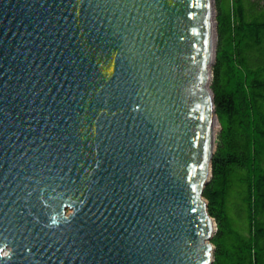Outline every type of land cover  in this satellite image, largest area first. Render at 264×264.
Masks as SVG:
<instances>
[{
  "label": "water",
  "instance_id": "95a60500",
  "mask_svg": "<svg viewBox=\"0 0 264 264\" xmlns=\"http://www.w3.org/2000/svg\"><path fill=\"white\" fill-rule=\"evenodd\" d=\"M209 11L0 0V264H211Z\"/></svg>",
  "mask_w": 264,
  "mask_h": 264
},
{
  "label": "trees",
  "instance_id": "16d2710c",
  "mask_svg": "<svg viewBox=\"0 0 264 264\" xmlns=\"http://www.w3.org/2000/svg\"><path fill=\"white\" fill-rule=\"evenodd\" d=\"M219 2V0H218ZM209 88L219 124L202 190L211 264H264V0L218 4Z\"/></svg>",
  "mask_w": 264,
  "mask_h": 264
},
{
  "label": "bare ground",
  "instance_id": "6f19581e",
  "mask_svg": "<svg viewBox=\"0 0 264 264\" xmlns=\"http://www.w3.org/2000/svg\"><path fill=\"white\" fill-rule=\"evenodd\" d=\"M209 4H210V11H209V17H208L209 46H210V50H209V58L210 59L209 60L211 61L213 59V55H214L213 54V40H214V29L213 28H214V25H213V18H212L211 0H209ZM208 82H209V78H207V80H206L207 88H208ZM209 98L211 101L209 137H210V141H211L210 148L213 149V146H214L213 142H214L215 134H216V130H217V119H216L214 106H213V102H212V93L210 92V90H209ZM208 175H209V168L207 166L206 176H208Z\"/></svg>",
  "mask_w": 264,
  "mask_h": 264
},
{
  "label": "rangeland",
  "instance_id": "374dc122",
  "mask_svg": "<svg viewBox=\"0 0 264 264\" xmlns=\"http://www.w3.org/2000/svg\"><path fill=\"white\" fill-rule=\"evenodd\" d=\"M219 2L221 4L223 13L227 14L228 10L231 8V0H219ZM219 2H218V0H211L212 18H213V25H214V28H213L214 29V40H213V54L214 55H213V59L211 60L210 71H211V67L213 66L215 51H216V47H217V43H218L216 16L218 14ZM211 77H212V73L210 75V80H211ZM218 130H219V124L217 125L216 134H217ZM216 134H215V136H216ZM214 141H215V139H214Z\"/></svg>",
  "mask_w": 264,
  "mask_h": 264
},
{
  "label": "clouds",
  "instance_id": "9594fccd",
  "mask_svg": "<svg viewBox=\"0 0 264 264\" xmlns=\"http://www.w3.org/2000/svg\"><path fill=\"white\" fill-rule=\"evenodd\" d=\"M58 221L56 219L52 220V225H56ZM9 253L5 252L3 249H0V256L8 255Z\"/></svg>",
  "mask_w": 264,
  "mask_h": 264
},
{
  "label": "snow or ice",
  "instance_id": "6c2138e0",
  "mask_svg": "<svg viewBox=\"0 0 264 264\" xmlns=\"http://www.w3.org/2000/svg\"><path fill=\"white\" fill-rule=\"evenodd\" d=\"M205 45H207L208 44V41L207 40H205ZM204 148H205V150H207V148H208V145L207 144H205L204 145ZM201 167H203V165H201ZM195 210V209H194ZM205 264H207V262H205Z\"/></svg>",
  "mask_w": 264,
  "mask_h": 264
}]
</instances>
